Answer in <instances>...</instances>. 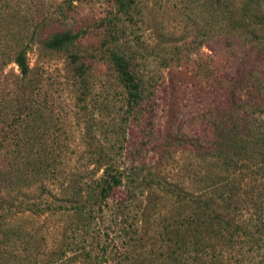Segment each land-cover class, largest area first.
Listing matches in <instances>:
<instances>
[{"label": "trees", "instance_id": "obj_1", "mask_svg": "<svg viewBox=\"0 0 264 264\" xmlns=\"http://www.w3.org/2000/svg\"><path fill=\"white\" fill-rule=\"evenodd\" d=\"M203 1L208 19L189 41L185 29L179 38L159 33L161 62L150 71L124 40L142 5L115 0L101 43L120 88L104 131L115 141L87 142L75 167L88 158L64 177L65 163L47 144L46 102L34 100L27 54L72 4L47 17L0 0V264H264V0ZM78 37L54 33L43 46L69 52L86 102L90 65L71 51ZM203 46L212 53H200ZM190 54L196 72L182 69ZM162 83L163 122L150 124L145 143L132 144L128 126L156 111ZM182 84L204 95L190 129L177 121ZM103 126L86 121L83 134ZM147 147L152 160L137 162ZM175 158L190 160L177 163L178 180L169 177Z\"/></svg>", "mask_w": 264, "mask_h": 264}, {"label": "rangeland", "instance_id": "obj_2", "mask_svg": "<svg viewBox=\"0 0 264 264\" xmlns=\"http://www.w3.org/2000/svg\"><path fill=\"white\" fill-rule=\"evenodd\" d=\"M14 5H21L25 12H38L39 15L47 17L57 16L59 8L67 6L69 1L71 6L67 8L65 18L59 24L53 27H46L38 32L31 42V49L27 54L29 68L31 70L30 79L34 82L33 90L35 92L34 100L42 102L47 108V144L52 150L53 155H59L65 163L63 170L64 177L69 176L84 164L88 155L75 167V161L78 160L84 152L87 142L100 140L108 143L115 141L114 134L104 133L107 130L108 117L114 116L120 106L119 98L114 92H119L120 88L112 79L111 72L108 70L107 63L101 52V43L107 38V32L110 25L109 20H113L116 15L115 0H13ZM142 5V15L135 19L133 24H126L125 42H128L132 50L139 54L138 62L143 63L146 60L147 70H158L157 66L161 62L160 50L161 39L158 38L160 32L173 34L179 38L181 32L185 29L184 39L189 41L198 27H203V23L208 19L209 11L206 9L203 0H139ZM78 32L79 37L75 47L71 50L79 54L81 61L90 65L88 84L91 93L87 96L86 102L79 101L78 81L73 77L70 70L67 51L54 52L44 48L43 42L54 33L65 31ZM156 45H159L156 47ZM162 45V44H161ZM163 46V45H162ZM195 50L196 45L193 44ZM193 50V53H195ZM200 53L211 54L203 46L199 49ZM153 60V62L151 61ZM183 62V59H181ZM188 64H182V69L195 71L199 63L196 54H190ZM16 67L9 66L8 69ZM7 69V71H8ZM264 70V67H263ZM194 74V72H192ZM111 76V77H110ZM163 83L158 87L155 96V108L151 116L145 120L134 121L130 129L132 134V144L145 143L150 124L162 123L164 119L165 106L163 101ZM180 102L178 123H184L185 126H194V120L197 114L205 107L202 103V97L198 92H194V87L190 84L179 85ZM110 94L106 97L107 94ZM200 94L207 95L205 91ZM100 95V96H99ZM98 96V97H97ZM208 97V96H205ZM105 99V100H104ZM99 107L95 100L108 102ZM207 104L211 99H204ZM86 105V106H85ZM98 108H107L101 110ZM152 115L154 117H152ZM105 124L101 131H95L92 137L84 136L85 122L93 126L98 122ZM129 132V131H128ZM192 132V131H190ZM130 133V132H129ZM137 144V145H138ZM94 145H97L94 143ZM134 146V145H133ZM58 152V154H57ZM153 153L151 148L147 147L144 151L136 154L137 162L145 160L151 161ZM182 157V156H181ZM186 158V156L182 157ZM127 159H132L128 155ZM188 159H171L168 164L172 170L170 176L173 180H178L181 173L178 170L177 163ZM92 167V166H91ZM90 167V168H91ZM141 171L140 168H137ZM100 174V173H99ZM182 178V177H181ZM112 218L111 212L104 213V219L107 222Z\"/></svg>", "mask_w": 264, "mask_h": 264}]
</instances>
